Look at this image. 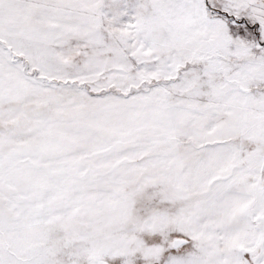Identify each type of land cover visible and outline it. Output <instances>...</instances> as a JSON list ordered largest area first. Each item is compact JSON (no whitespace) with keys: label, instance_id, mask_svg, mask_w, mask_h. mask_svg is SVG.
Wrapping results in <instances>:
<instances>
[{"label":"snow or ice","instance_id":"1","mask_svg":"<svg viewBox=\"0 0 264 264\" xmlns=\"http://www.w3.org/2000/svg\"><path fill=\"white\" fill-rule=\"evenodd\" d=\"M0 264H264V0H0Z\"/></svg>","mask_w":264,"mask_h":264}]
</instances>
